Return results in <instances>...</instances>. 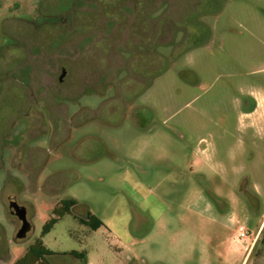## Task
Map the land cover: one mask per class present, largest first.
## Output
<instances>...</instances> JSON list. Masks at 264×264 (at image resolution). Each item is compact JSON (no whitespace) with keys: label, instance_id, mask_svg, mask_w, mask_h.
I'll return each mask as SVG.
<instances>
[{"label":"rangeland","instance_id":"obj_1","mask_svg":"<svg viewBox=\"0 0 264 264\" xmlns=\"http://www.w3.org/2000/svg\"><path fill=\"white\" fill-rule=\"evenodd\" d=\"M263 218L264 0H0V264H264Z\"/></svg>","mask_w":264,"mask_h":264},{"label":"trees","instance_id":"obj_2","mask_svg":"<svg viewBox=\"0 0 264 264\" xmlns=\"http://www.w3.org/2000/svg\"><path fill=\"white\" fill-rule=\"evenodd\" d=\"M78 205L73 198L62 199L53 209L52 216L44 223L41 230V237L48 234L54 225L66 214H72ZM73 218L81 225L86 226L91 231L99 229L103 222L95 215L87 212L84 217L73 214ZM259 243L264 246V231L260 234ZM260 254V252H256ZM71 258L72 264H88L86 251L72 250L69 252L56 253L52 252L43 244L41 238H37L28 246L22 256L14 261L13 264H63L57 263L60 258ZM57 261V262H56Z\"/></svg>","mask_w":264,"mask_h":264},{"label":"crops","instance_id":"obj_3","mask_svg":"<svg viewBox=\"0 0 264 264\" xmlns=\"http://www.w3.org/2000/svg\"><path fill=\"white\" fill-rule=\"evenodd\" d=\"M247 88H253V87L248 86ZM246 96L248 98H249V96L253 97V95L251 94L250 91H246ZM249 100H251V99H249ZM252 113H253V102L249 101V104L247 105L246 109L244 110L243 113H241V117H243V119L247 120V118H249V116H251ZM199 143H200V141L198 142V144ZM206 151L207 150L205 148H200L198 146L196 148V151L191 152L192 156H191L190 161H189V169H190L191 173H194V170L196 168L203 165L204 160H203L202 154H203V152H206ZM215 165H216L215 167H218V168H223V166H224L219 160L216 162ZM196 214H198V213H196ZM200 216H202V215L200 214ZM263 226H264V218H263L262 222L260 223L259 227L262 228ZM253 248H254V243H252L251 245H246L244 247V255L242 256V259L240 260V262H237L235 260H233V261L225 260L224 264H252V259L250 258V256L252 254Z\"/></svg>","mask_w":264,"mask_h":264},{"label":"water","instance_id":"obj_4","mask_svg":"<svg viewBox=\"0 0 264 264\" xmlns=\"http://www.w3.org/2000/svg\"><path fill=\"white\" fill-rule=\"evenodd\" d=\"M9 210L13 213H16L18 218L22 221V225H21L20 229L17 231L16 237L18 239H24L29 228H30V225H29V223L25 217V209L23 207H21V208L18 207L16 202H10Z\"/></svg>","mask_w":264,"mask_h":264},{"label":"flooded vegetation","instance_id":"obj_5","mask_svg":"<svg viewBox=\"0 0 264 264\" xmlns=\"http://www.w3.org/2000/svg\"><path fill=\"white\" fill-rule=\"evenodd\" d=\"M98 2V1H97ZM60 18H61V20H62V22H63V18L61 17V15L59 16ZM61 22V23H62ZM64 74H65V69H62L61 70V73H60V75H59V77H58V81L59 82H61L62 81V77L64 76ZM10 202H16V204L18 205V207H23L24 209H25V207L24 206H22V205H20L19 204V201H17V200H13L12 198L9 200V204H10ZM9 204H8V211H9V213H10V215H11V217L12 218H15L18 222H20V227H21V225H22V221L18 218V216H17V214L16 213H13V212H11L10 210H9ZM25 217H26V220L28 221V223H29V225H30V221L28 220V217H27V214H26V209H25ZM20 229V228H19ZM18 229V230H19Z\"/></svg>","mask_w":264,"mask_h":264},{"label":"built area","instance_id":"obj_6","mask_svg":"<svg viewBox=\"0 0 264 264\" xmlns=\"http://www.w3.org/2000/svg\"><path fill=\"white\" fill-rule=\"evenodd\" d=\"M239 238L240 239H244L245 238V233L242 231V229H241V231L239 233Z\"/></svg>","mask_w":264,"mask_h":264}]
</instances>
